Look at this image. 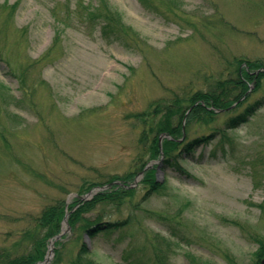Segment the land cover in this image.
Masks as SVG:
<instances>
[{
  "label": "rangeland",
  "instance_id": "1",
  "mask_svg": "<svg viewBox=\"0 0 264 264\" xmlns=\"http://www.w3.org/2000/svg\"><path fill=\"white\" fill-rule=\"evenodd\" d=\"M97 12L117 21V37L89 19ZM239 57L264 66V0H0V247L21 252L20 232L45 206L134 170L141 125L131 115L207 89ZM250 90L244 106L264 81ZM244 106L189 124L185 138L208 141L181 155L183 171L161 162L163 190L142 199L137 182L121 205L85 213L131 216L122 240L90 239L89 256L120 264L122 249L159 233L178 242L169 264H252L264 237V104L246 124H224ZM67 225L48 264H67L83 239Z\"/></svg>",
  "mask_w": 264,
  "mask_h": 264
},
{
  "label": "trees",
  "instance_id": "2",
  "mask_svg": "<svg viewBox=\"0 0 264 264\" xmlns=\"http://www.w3.org/2000/svg\"><path fill=\"white\" fill-rule=\"evenodd\" d=\"M141 1L148 3V0ZM173 1L175 2V0ZM13 7L14 4L9 5L10 9ZM89 19L100 25L104 35H119L118 27H115L117 21L108 14L91 13ZM232 66H234L232 75L212 81L205 90L198 89L187 96L173 93L170 98L152 100L146 109L132 114L134 120L141 125L137 137L138 152L134 170L129 171L126 175H114L105 183L118 179L122 180L123 184H131L138 172L143 170L144 166L151 160L159 159L161 153L162 163L175 170L183 171L179 163L181 155L193 153L196 147L208 141L210 135L202 134L188 140L185 138V134H187L189 124L194 121L211 122L218 113L216 109L237 110V108L244 106V103L250 98L251 90H248L253 87V91H256L263 84L264 71L259 70L264 67L261 61L239 57L232 62ZM19 81L23 88V80L20 78ZM243 96L244 98H242ZM235 102L234 107L229 108ZM263 104L264 94L257 97L253 102L247 103L241 111L228 116L224 123L225 128L234 129L244 125ZM161 134H167L169 137H163L160 146L159 136ZM155 166L154 163L145 169L139 180V183L144 184L145 187L142 199L160 192L166 187L165 178L160 180L156 177ZM96 183L90 182L84 185L78 194H84ZM134 191V186L125 187L124 185L112 184L88 200L75 198L71 204L66 205L64 199H57L54 203L45 206L33 218V224L20 232L16 242L24 239V242H21V252L12 254L8 248L0 247V264H36L43 260L48 243L60 231L61 222L66 212H68L67 220L73 234L81 235L83 239L84 235L88 236L89 239H94L98 235L115 234L117 240H122L125 236L126 226L131 221L130 214L114 220H102L98 216L90 218L84 214L93 209L98 202L115 203L119 206L126 197L133 195ZM174 233L171 232L170 235H174ZM83 239L73 259L67 264H100L89 256V247ZM255 241L257 250L252 264H264V237L256 238ZM174 243L177 244L178 242L172 240L170 236L155 233L146 244L130 243L131 246L122 249V262L120 264H169V259L174 251ZM64 247L65 241L63 239L54 241V259L60 257Z\"/></svg>",
  "mask_w": 264,
  "mask_h": 264
},
{
  "label": "water",
  "instance_id": "3",
  "mask_svg": "<svg viewBox=\"0 0 264 264\" xmlns=\"http://www.w3.org/2000/svg\"><path fill=\"white\" fill-rule=\"evenodd\" d=\"M164 136H165V135H164ZM167 136H168V135H167ZM162 137H163V135L160 136L159 141L161 140ZM140 173H142V172H140ZM136 180H137V179H135V181H136ZM103 188H104V186L96 187L95 190H90V191L87 192L84 196H81V198H82V199H88V198H91V197L93 196V194L95 193V191H98V190L103 189ZM64 223H65V224L67 223L66 219L63 220V223H62V224H64ZM62 233H63V230H61V232H60L57 236H55V238H58ZM51 255H52V245L50 246V248H49V252H48V254L45 256L44 260H43L42 262L37 263V264H46V263L49 261Z\"/></svg>",
  "mask_w": 264,
  "mask_h": 264
}]
</instances>
